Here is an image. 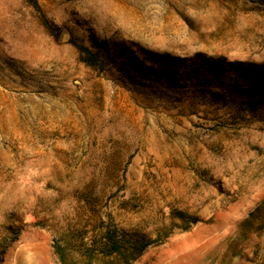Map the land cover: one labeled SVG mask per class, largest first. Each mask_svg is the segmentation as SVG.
Instances as JSON below:
<instances>
[{
    "label": "rangeland",
    "instance_id": "1",
    "mask_svg": "<svg viewBox=\"0 0 264 264\" xmlns=\"http://www.w3.org/2000/svg\"><path fill=\"white\" fill-rule=\"evenodd\" d=\"M37 3L0 0V264L107 228L157 238L131 264H263V0Z\"/></svg>",
    "mask_w": 264,
    "mask_h": 264
},
{
    "label": "trees",
    "instance_id": "2",
    "mask_svg": "<svg viewBox=\"0 0 264 264\" xmlns=\"http://www.w3.org/2000/svg\"><path fill=\"white\" fill-rule=\"evenodd\" d=\"M30 5H32L36 10H39L37 0H27ZM264 2V0H263ZM48 30L52 34H57L58 29L47 26ZM69 43L78 51L80 61L86 65L94 68L104 69V62L100 55L93 51L89 46H87L83 41L74 37L69 36ZM168 56H161L158 59L161 61L168 62ZM151 59H157L151 56ZM153 61V60H152ZM185 69L187 64L185 61L179 62ZM206 67L212 68L214 64L207 62ZM143 68V72L146 74H155L156 68L149 67L146 70H151L148 72ZM186 217V216H185ZM188 217V216H187ZM191 223L197 222L195 218H188ZM41 225L44 224L41 223ZM17 235H14L11 241L16 239ZM157 238H147L144 236L129 235L119 229L107 228L101 232V234H94L91 231H84L80 237L79 242L76 246V250L82 253L84 257L83 262L75 261L74 259L68 257L70 250L68 249L67 241L64 236L58 235L53 238V249L54 254L57 257L59 264H93V259L95 257H100L101 259H108L116 257L119 261H106L103 264H131L135 261L150 245L156 243ZM264 264V260H263Z\"/></svg>",
    "mask_w": 264,
    "mask_h": 264
}]
</instances>
